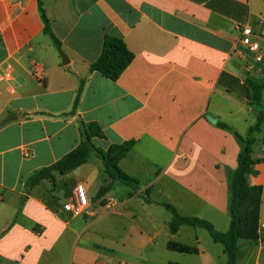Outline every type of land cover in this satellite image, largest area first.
Returning a JSON list of instances; mask_svg holds the SVG:
<instances>
[{
	"label": "crops",
	"instance_id": "obj_1",
	"mask_svg": "<svg viewBox=\"0 0 264 264\" xmlns=\"http://www.w3.org/2000/svg\"><path fill=\"white\" fill-rule=\"evenodd\" d=\"M42 1L67 60L44 31L39 0H0V122L7 118L0 125V264L224 263V248L203 228L171 233V214L159 202L221 231L230 224L227 168L238 166L242 149L233 131L250 135L262 110L245 76L264 77V34L252 52L239 45L237 27L261 34L264 0ZM106 35L122 38L134 54L116 80L90 70ZM7 71L12 76L3 78ZM89 122L105 134L92 138L98 147L134 141L120 167L139 188L116 197L115 183L102 205L96 194L110 181L92 156L27 193V177L75 149ZM251 137L259 161L249 182L262 190V232L264 138ZM78 184L90 202L75 213L65 205ZM171 239L199 252L170 250ZM238 244L239 264H264L263 243Z\"/></svg>",
	"mask_w": 264,
	"mask_h": 264
},
{
	"label": "trees",
	"instance_id": "obj_2",
	"mask_svg": "<svg viewBox=\"0 0 264 264\" xmlns=\"http://www.w3.org/2000/svg\"><path fill=\"white\" fill-rule=\"evenodd\" d=\"M39 6L45 23V33L48 34L55 42L62 58L67 60V57L61 48L60 40L51 29L50 20L46 15L42 0H39ZM133 59V52L130 51L122 38L113 35H106L103 42L102 52L96 61L91 64L90 70L98 71L107 78L116 80ZM245 79L253 91L255 102L262 106V110L258 114L257 123L249 129L250 135L245 137L239 132L233 131L242 149L238 155V166L235 169L227 168L230 194L229 211L231 215L229 229L224 231L218 230L212 222L205 218L182 215L172 204L165 201L159 202V204L171 214V219L169 221L171 233H176L182 225H189L195 228H203L207 230L212 239L215 242L220 243L224 248L226 261L221 264H239L238 259L241 254V250L238 243L240 239L254 242L260 241L264 244V231H258L262 190L261 187L253 186L249 182V177L257 172L255 165L259 161L254 159L251 155L252 144L254 142L251 134L256 131L260 132L264 124V77L247 73ZM84 82V79L80 82L71 111L72 113L77 109L84 87ZM6 122L7 118L3 119L0 122V125ZM220 125L226 129L232 130V128L225 123H220ZM82 129V141L75 149L67 153L52 165L40 168L27 177V193L43 180H53L56 173L67 174L72 172L82 164L86 163L92 156H97L102 160L107 174L106 181H110L109 184L102 185L96 194V199L100 200L102 205L105 204L104 197L115 183L125 184L133 187L134 189L139 188L138 179L129 175L120 167V160L131 150L134 145V141L131 140L121 144H112L107 149H104L96 146L92 141L93 137L105 136L103 130L96 122L83 123ZM148 191L149 190L147 189L146 192ZM145 201L148 203L154 202L150 197H147ZM243 208L244 214L242 215ZM167 247L170 250L188 254H196L199 252V248L197 246L178 242L173 239L168 241Z\"/></svg>",
	"mask_w": 264,
	"mask_h": 264
},
{
	"label": "built area",
	"instance_id": "obj_3",
	"mask_svg": "<svg viewBox=\"0 0 264 264\" xmlns=\"http://www.w3.org/2000/svg\"><path fill=\"white\" fill-rule=\"evenodd\" d=\"M262 25V33L257 34L254 32L253 28L249 24H242L238 25V29L240 32L239 36V45L242 47H245L246 49L252 51V52H259L261 50V45L259 41L260 35L264 34V17L261 21ZM258 60L262 58V56L259 54L257 56ZM12 76L11 71H7L3 78H10ZM37 78L40 79V74L37 73ZM90 198L87 194L86 187L83 184H78L76 186V194H75V200L71 203H68L65 205V209L69 211H73L75 213L81 212L86 206L89 204ZM260 230H264V223L260 224Z\"/></svg>",
	"mask_w": 264,
	"mask_h": 264
},
{
	"label": "rangeland",
	"instance_id": "obj_4",
	"mask_svg": "<svg viewBox=\"0 0 264 264\" xmlns=\"http://www.w3.org/2000/svg\"><path fill=\"white\" fill-rule=\"evenodd\" d=\"M255 136L256 137H258V138H261V137H263L264 138V132L262 133V132H255ZM260 145H259V143H258V145H256L255 146V148H256V150L258 149V147H259ZM119 185V187H120V189L118 190L117 188H115V189H113V190H115L114 191V195L116 196V197H119V196H121L126 190H129V189H131L130 188V186H128V185H125V184H121V183H119L118 184ZM86 190H87V188H86ZM87 193H88V191H87ZM245 207V206H244ZM159 211L161 212V213H163L164 215H166L167 217H170V213L165 209V208H163L162 206H159ZM163 214H161V216H163ZM244 214V208L242 209V215ZM231 222V221H230ZM220 225H221V223H219ZM222 226V225H221ZM223 226H224V230H227V229H229V227H230V224H229V221H228V219H227V222L224 224L223 223ZM202 231H204V233H205V235H207V238H208V240L209 241H212V237L210 236V234H209V232L207 231V230H205V229H202ZM218 245V247H223L220 243H218L217 244Z\"/></svg>",
	"mask_w": 264,
	"mask_h": 264
},
{
	"label": "water",
	"instance_id": "obj_5",
	"mask_svg": "<svg viewBox=\"0 0 264 264\" xmlns=\"http://www.w3.org/2000/svg\"><path fill=\"white\" fill-rule=\"evenodd\" d=\"M207 117L210 119V121H212L213 123H216V121H217L216 118H214V117H212L210 115H208Z\"/></svg>",
	"mask_w": 264,
	"mask_h": 264
}]
</instances>
